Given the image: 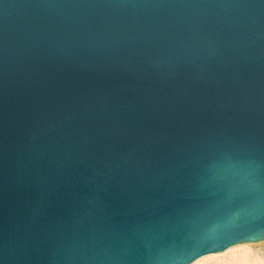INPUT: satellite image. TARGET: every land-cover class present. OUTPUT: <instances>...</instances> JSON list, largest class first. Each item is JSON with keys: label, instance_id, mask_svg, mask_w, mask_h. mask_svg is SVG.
<instances>
[{"label": "water", "instance_id": "1", "mask_svg": "<svg viewBox=\"0 0 264 264\" xmlns=\"http://www.w3.org/2000/svg\"><path fill=\"white\" fill-rule=\"evenodd\" d=\"M264 233V0H0V264H190Z\"/></svg>", "mask_w": 264, "mask_h": 264}, {"label": "clouds", "instance_id": "2", "mask_svg": "<svg viewBox=\"0 0 264 264\" xmlns=\"http://www.w3.org/2000/svg\"><path fill=\"white\" fill-rule=\"evenodd\" d=\"M215 251L193 254L190 264H264V233H234Z\"/></svg>", "mask_w": 264, "mask_h": 264}]
</instances>
